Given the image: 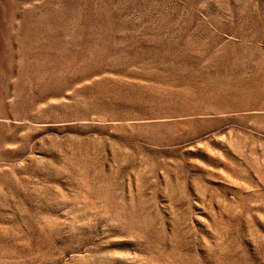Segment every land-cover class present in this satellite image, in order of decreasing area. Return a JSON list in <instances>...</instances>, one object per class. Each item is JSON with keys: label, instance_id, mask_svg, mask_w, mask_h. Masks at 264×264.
I'll list each match as a JSON object with an SVG mask.
<instances>
[{"label": "rangeland", "instance_id": "obj_1", "mask_svg": "<svg viewBox=\"0 0 264 264\" xmlns=\"http://www.w3.org/2000/svg\"><path fill=\"white\" fill-rule=\"evenodd\" d=\"M0 264H264V0H0Z\"/></svg>", "mask_w": 264, "mask_h": 264}]
</instances>
